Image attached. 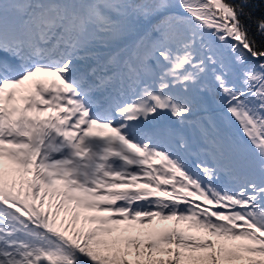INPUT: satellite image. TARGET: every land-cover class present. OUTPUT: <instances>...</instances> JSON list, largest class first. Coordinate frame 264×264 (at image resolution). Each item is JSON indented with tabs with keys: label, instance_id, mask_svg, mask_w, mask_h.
<instances>
[{
	"label": "snow or ice",
	"instance_id": "1",
	"mask_svg": "<svg viewBox=\"0 0 264 264\" xmlns=\"http://www.w3.org/2000/svg\"><path fill=\"white\" fill-rule=\"evenodd\" d=\"M253 5L0 0V264H264Z\"/></svg>",
	"mask_w": 264,
	"mask_h": 264
},
{
	"label": "trees",
	"instance_id": "2",
	"mask_svg": "<svg viewBox=\"0 0 264 264\" xmlns=\"http://www.w3.org/2000/svg\"><path fill=\"white\" fill-rule=\"evenodd\" d=\"M255 7V12H254V15L255 16H259L261 14V10L264 9V5H261L259 3V0H254V5ZM155 167H159V165H154ZM142 181V180H141ZM162 187H166V186H162ZM120 203V202H118ZM176 228L178 229H182V230H186L187 229V226L184 225V224H181V225H177ZM186 234L187 235H191V236H194V237H201L203 236L201 232H198L197 230L195 229H191V230H186ZM185 264H188V262H185Z\"/></svg>",
	"mask_w": 264,
	"mask_h": 264
},
{
	"label": "rangeland",
	"instance_id": "3",
	"mask_svg": "<svg viewBox=\"0 0 264 264\" xmlns=\"http://www.w3.org/2000/svg\"><path fill=\"white\" fill-rule=\"evenodd\" d=\"M30 87H31L30 83L26 82L25 85L21 86V91L25 90V89H28ZM98 133L101 134L102 130L100 132H98ZM155 223L158 225V227L163 228V229H171V228L177 226V225H175L174 221H167V222H159V221H157Z\"/></svg>",
	"mask_w": 264,
	"mask_h": 264
}]
</instances>
